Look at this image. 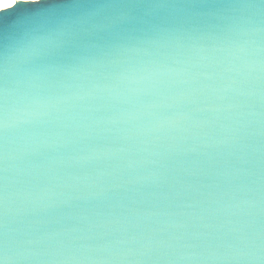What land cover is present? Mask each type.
I'll return each instance as SVG.
<instances>
[{
    "label": "water",
    "instance_id": "95a60500",
    "mask_svg": "<svg viewBox=\"0 0 264 264\" xmlns=\"http://www.w3.org/2000/svg\"><path fill=\"white\" fill-rule=\"evenodd\" d=\"M197 13L139 11L87 49L9 52L16 264H259L233 257L264 246V33Z\"/></svg>",
    "mask_w": 264,
    "mask_h": 264
},
{
    "label": "snow or ice",
    "instance_id": "6c2138e0",
    "mask_svg": "<svg viewBox=\"0 0 264 264\" xmlns=\"http://www.w3.org/2000/svg\"><path fill=\"white\" fill-rule=\"evenodd\" d=\"M18 4L25 11L0 31V50L3 51L0 62V128L3 130V166L0 167V264H16L19 260L27 259L24 252L10 247L8 239L7 130L11 50L14 49L16 57L24 59L42 47L60 46L65 43L64 38H69L76 47L87 49L90 46L88 40L92 36H98L100 33H107L112 39L120 36L123 29H115L141 19L133 15L139 11L149 14L156 10H171L195 15L198 14L197 10H216L225 14L222 18L230 22L227 25L229 29L264 33V0H10L6 7L0 8V14L7 15V9L14 10ZM51 23H55L56 27L48 36L36 34L38 29ZM106 43L113 46L110 40ZM241 50L243 51L242 47ZM235 258L258 260L259 264H264V246L259 256L254 248L248 247L238 252L237 256L233 257Z\"/></svg>",
    "mask_w": 264,
    "mask_h": 264
},
{
    "label": "clouds",
    "instance_id": "9594fccd",
    "mask_svg": "<svg viewBox=\"0 0 264 264\" xmlns=\"http://www.w3.org/2000/svg\"><path fill=\"white\" fill-rule=\"evenodd\" d=\"M10 3V0H0V8L6 7Z\"/></svg>",
    "mask_w": 264,
    "mask_h": 264
}]
</instances>
